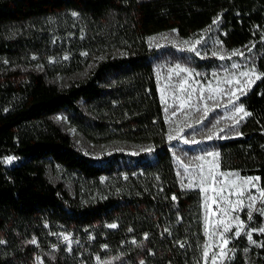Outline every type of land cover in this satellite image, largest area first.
<instances>
[{"label": "trees", "instance_id": "1", "mask_svg": "<svg viewBox=\"0 0 264 264\" xmlns=\"http://www.w3.org/2000/svg\"><path fill=\"white\" fill-rule=\"evenodd\" d=\"M35 257L264 264V0H0V264Z\"/></svg>", "mask_w": 264, "mask_h": 264}, {"label": "rangeland", "instance_id": "2", "mask_svg": "<svg viewBox=\"0 0 264 264\" xmlns=\"http://www.w3.org/2000/svg\"><path fill=\"white\" fill-rule=\"evenodd\" d=\"M58 80H60L62 82L67 81L68 80V76L65 75V74H61L60 76H58ZM225 82H226L225 87L229 86L227 88H228V90H230V93H236L237 92L236 85L233 86V84L236 83V80H233V79L232 80H228V76H227ZM229 83L232 84V85H229ZM220 88H222V85L220 87V83H217V84L216 83H210V84L207 85L205 90L207 92H213L215 90H219V93H220ZM161 90H162V93H168V94H171V93H185V91L187 90V84H186L185 80H182V81H179V82H177V80H169V81L165 82V84L162 86ZM184 103L185 102H181L182 105H181L180 109L183 108V104ZM69 129H70V132L72 134L75 133V131H74V129L72 127H70ZM181 135H182V132L180 131L179 133L176 134V137L180 138ZM13 160H14V158H12V157H8L6 159H3V161H4L6 166L11 165ZM218 208H219V203L213 197H211L210 211L213 213ZM62 236H63L62 237L63 241H68V242L71 241V236L70 235L63 234ZM34 261H35L36 264H41L42 263L40 257H35Z\"/></svg>", "mask_w": 264, "mask_h": 264}, {"label": "snow or ice", "instance_id": "3", "mask_svg": "<svg viewBox=\"0 0 264 264\" xmlns=\"http://www.w3.org/2000/svg\"><path fill=\"white\" fill-rule=\"evenodd\" d=\"M73 15H75V13H73ZM215 22V21H214ZM197 43H199V41H197ZM192 51H195V48H193L192 49ZM177 67H179V66H177ZM180 71H187L186 69H180ZM245 75H247V74H245ZM233 95H234V93H233ZM238 112H244V108H243V106L241 105V106H239L237 109H236ZM244 114L245 115H250V113H247V112H244ZM211 137H209V139H210ZM187 142V141H186ZM209 155H212V153H209ZM256 179H258V178H256ZM173 199H175V197H173ZM110 227H116V225H110ZM225 231H227V228H225ZM237 235H238V233H237ZM249 239H251V237L249 236ZM227 241H225V243H226Z\"/></svg>", "mask_w": 264, "mask_h": 264}, {"label": "built area", "instance_id": "4", "mask_svg": "<svg viewBox=\"0 0 264 264\" xmlns=\"http://www.w3.org/2000/svg\"><path fill=\"white\" fill-rule=\"evenodd\" d=\"M216 205V204H215Z\"/></svg>", "mask_w": 264, "mask_h": 264}]
</instances>
